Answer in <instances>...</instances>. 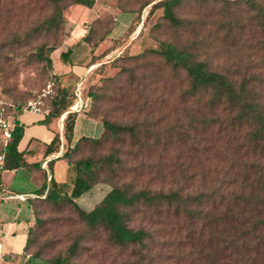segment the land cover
<instances>
[{"label":"trees","instance_id":"16d2710c","mask_svg":"<svg viewBox=\"0 0 264 264\" xmlns=\"http://www.w3.org/2000/svg\"><path fill=\"white\" fill-rule=\"evenodd\" d=\"M42 1L50 10L49 14L24 36L14 37L11 44L25 46L40 36L56 35L64 26L63 12L67 7L78 5L91 9L95 3V0ZM153 1H143L140 11L150 5L149 14L161 9L162 20L175 31L188 28L190 23L180 19L176 13L185 0ZM243 3L251 12L248 21L256 37L255 52L260 54L253 70L246 67L241 71L239 66L235 72L213 70L210 66L211 56L221 54V48L201 53L192 47H180L163 41L159 43L158 51H150L173 73L184 74L187 88L180 97L182 100H190L194 106V116L190 123L194 135L191 142L200 146V140L205 141L203 150H198L200 154L205 153V158L197 160L189 175L184 169L178 171V178L190 184L156 192L146 188L133 191L131 185L114 186L91 211L80 209L76 201L99 183L98 176L102 168L105 165L121 167L123 164L113 154L103 159L79 157L83 147L101 145L109 138L122 139L124 143L128 142V145L138 149L139 154H143L156 149L160 139L149 128L143 130L136 124L115 125L101 119L102 133L97 139L82 137L70 148L77 117L75 113L69 112L74 99L69 88L60 85L56 87L60 84L57 79L53 83L51 110L40 124L48 126L54 119L68 112L63 123V137L67 147L60 157L48 163L51 173L57 160L67 161L68 181L57 183L52 177L50 180L45 178L40 188L33 193L34 196L28 200L38 199L53 206H70L90 231L104 232L111 245L140 247L147 252L152 245L166 247L162 240L172 223V232L175 233L176 226L179 242L171 244L173 254L167 260L175 259L177 264H264V0H244ZM232 24L233 20L219 23V28L226 30V40L233 39ZM244 27L239 31L240 35ZM89 40L90 31L87 30L78 43L87 44ZM194 46L201 49L198 43ZM56 47V44L37 47L31 60L47 63L46 50ZM70 52L69 49L61 56L64 58ZM96 63L98 61L92 60L90 65ZM80 95L85 114L95 119L92 107H96L95 102L99 97L91 92L84 95L82 91ZM89 103H94L90 109ZM22 136L23 128L16 124L11 140L2 151L0 174L21 168H39V164H27L24 153L18 151ZM165 140L168 142L163 140V150L172 143V140ZM179 141L183 143L181 137ZM59 145L60 137L57 134L46 145L44 154L58 152ZM142 167L145 165L142 164ZM165 175L163 173L162 178ZM140 208L156 219V229H132L127 225L132 211L137 212ZM33 241L30 228L23 248L25 255ZM78 250L79 245L75 242L62 255L47 263L71 264ZM33 256L36 257V253Z\"/></svg>","mask_w":264,"mask_h":264},{"label":"rangeland","instance_id":"374dc122","mask_svg":"<svg viewBox=\"0 0 264 264\" xmlns=\"http://www.w3.org/2000/svg\"><path fill=\"white\" fill-rule=\"evenodd\" d=\"M11 1L0 0V96L23 107L41 95L49 82L56 83L53 69L47 63L33 62L31 56L41 45L56 44V48H62L73 26H79L85 34L90 31V40L86 51L78 53L73 64L88 70L92 60L98 61L82 80L77 81L78 84L83 82L81 91L84 95L91 92L99 97L96 107H92L95 120L105 119L115 125L136 124L143 130L149 128L160 139L156 149L143 154L122 139L109 138L101 145L83 147L79 157L103 159L113 154L123 164L102 168L99 183L77 204L80 209L91 211L114 186L131 185L133 191L146 188L156 192L190 184L178 178V171L184 169L189 175L197 160L205 158V153H198L203 150L205 141L200 140V146L191 142L194 106L190 100L180 97L187 88L184 74L173 73L150 51H158L159 43L163 41L192 47L201 53L221 48V54L211 56L213 70L235 72L238 66L241 71L246 67L253 70L260 54L255 52L256 37L248 21L251 12L245 7L244 0H185L176 13L190 25L179 32L162 20L161 9L149 14V5L140 11L145 0H95L89 14L85 8L70 5L63 12L64 26L56 35L40 36L25 46L13 45L11 41L28 33L50 10L42 0ZM223 20L225 23L233 20V39L226 40V30L219 28ZM243 26L246 28L240 35ZM195 43L201 49L195 48ZM83 57L91 58L90 62L82 61ZM69 89L75 102L78 100L75 84L72 83ZM52 97L44 101L47 113L51 110ZM92 105L94 103H89L88 109ZM165 139L172 143L163 150L161 144L168 142ZM163 173L166 174L164 178ZM39 176L42 177L35 174L34 179L37 181ZM24 201L31 213L27 222L34 241L21 259L12 256L5 264H19V261L20 264H48L75 242L79 250L71 264H177L175 259L167 260L173 254L171 244L179 242L176 226L175 233L172 232V223L162 240L166 247L152 245L147 252L140 247L111 245L104 232L90 231L70 206H53L38 199ZM127 225L132 229L158 227L156 219L143 208L132 211ZM35 253L36 257L33 256Z\"/></svg>","mask_w":264,"mask_h":264},{"label":"crops","instance_id":"0c3cea01","mask_svg":"<svg viewBox=\"0 0 264 264\" xmlns=\"http://www.w3.org/2000/svg\"><path fill=\"white\" fill-rule=\"evenodd\" d=\"M78 7L85 8L82 6ZM92 8L85 9L87 12H91ZM84 35L85 31L83 29L79 26H73L62 48L47 50V64L53 69V75L58 79L60 86L69 88L73 83L75 84V92L78 93L81 92L83 82L78 84L77 81L82 80L94 68V65H90L87 70L85 67L73 64L75 63L74 59L78 57V53L86 51L87 44L78 43L79 39ZM69 49L71 50L70 54L63 58L61 55L65 54ZM92 56H95V53ZM81 60L87 63L90 62L91 58L83 57ZM76 102L77 100L69 111L77 115L70 148L82 137L97 139L102 133L100 122L88 117L85 114L86 110L82 108L83 106L79 109H74ZM82 103L80 98V104ZM67 113H64L58 119H54L48 126L40 124L47 113L21 112L15 117L16 124L23 128V136L17 149L19 152L24 153V159L27 164H39V168H21L14 171H4L0 174V264H5V260L12 256L15 259H21L25 255L23 248L26 243L27 230L30 227L27 220L31 217V213H28L29 210L26 208L25 201L11 197L22 196L24 199L33 197V193L40 188L45 178L50 180L52 177L57 183L68 181L69 166L67 161L59 159L53 164L51 173L48 169L49 161L60 157L67 147L63 137V123ZM57 134L60 137L58 152L45 155L46 145H49ZM3 149L4 147L0 142V166L2 164ZM35 174H41L42 177L40 178L39 176L36 181L34 179ZM92 190L93 188L79 198L76 203L79 204L83 201L85 196L90 194Z\"/></svg>","mask_w":264,"mask_h":264},{"label":"built area","instance_id":"2783aa9c","mask_svg":"<svg viewBox=\"0 0 264 264\" xmlns=\"http://www.w3.org/2000/svg\"><path fill=\"white\" fill-rule=\"evenodd\" d=\"M53 83L49 82L45 89L42 90V94L38 95L37 97L29 100L25 106L15 108L11 103L7 102L2 96H0V142L2 143L3 147L7 145V143L12 138L13 130L16 126L15 117L19 113L23 112H29L33 114H42L47 113L46 110H44V101L47 97L54 94V88ZM78 100L75 103L74 109H79L82 107V104H80V93H75ZM11 198H16L20 201H24V197L22 196H15ZM0 254H1V245H0Z\"/></svg>","mask_w":264,"mask_h":264}]
</instances>
